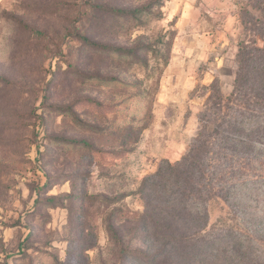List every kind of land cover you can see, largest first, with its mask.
Segmentation results:
<instances>
[{"label": "rangeland", "instance_id": "obj_1", "mask_svg": "<svg viewBox=\"0 0 264 264\" xmlns=\"http://www.w3.org/2000/svg\"><path fill=\"white\" fill-rule=\"evenodd\" d=\"M257 21L264 0H0V264H183L137 191L264 49Z\"/></svg>", "mask_w": 264, "mask_h": 264}, {"label": "trees", "instance_id": "obj_2", "mask_svg": "<svg viewBox=\"0 0 264 264\" xmlns=\"http://www.w3.org/2000/svg\"><path fill=\"white\" fill-rule=\"evenodd\" d=\"M257 22L264 37V21ZM113 50L126 54L121 48ZM239 53L231 93L224 97L214 85L215 93L199 116L200 129L185 154L175 163L163 161L137 191L146 198L144 216L156 224L160 220L158 228L170 231L162 243L174 241V255L183 264H264V195L251 188L257 180L264 184V49L241 47ZM254 58L259 63L249 75L246 61ZM249 176L253 179L247 187ZM216 207L231 216L218 220L216 228L224 229L220 237L207 231ZM187 239L208 250L220 245L188 255L185 246L178 247Z\"/></svg>", "mask_w": 264, "mask_h": 264}]
</instances>
